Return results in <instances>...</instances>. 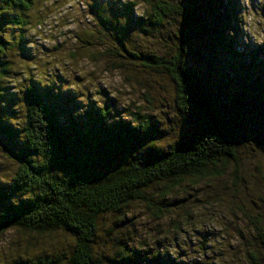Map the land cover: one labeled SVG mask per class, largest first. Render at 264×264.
<instances>
[{
  "label": "trees",
  "instance_id": "obj_1",
  "mask_svg": "<svg viewBox=\"0 0 264 264\" xmlns=\"http://www.w3.org/2000/svg\"><path fill=\"white\" fill-rule=\"evenodd\" d=\"M40 1L0 0V106L18 97L0 115V157L11 165L8 178L0 173V241L15 233L32 246L48 241L50 250L26 246L7 263L62 264L53 245L65 236L73 241L67 264H264V197L261 204L236 198L238 227L210 234L204 221L214 214L199 216L202 240L193 247L187 228L195 218L187 199L198 197L191 194L198 184L231 168L237 189L245 154L264 157V50L245 40L240 0L111 1L109 13L102 11L108 0L92 4L99 29L78 38L80 49L94 62L106 56L115 68L165 78L173 97L163 120L154 108L164 106L159 94L124 108L127 120L109 104L83 112L69 94L66 112L51 109L62 95L42 90L29 65L17 64L32 61L30 31L40 38L46 23L49 8ZM197 39L204 50L194 57ZM16 87L20 94H9ZM107 218L111 227L100 238ZM141 219L146 236L135 227ZM117 232L124 238L116 240ZM149 234L159 236L151 247ZM108 241L112 254L96 257ZM17 248H2L0 262Z\"/></svg>",
  "mask_w": 264,
  "mask_h": 264
},
{
  "label": "rangeland",
  "instance_id": "obj_2",
  "mask_svg": "<svg viewBox=\"0 0 264 264\" xmlns=\"http://www.w3.org/2000/svg\"><path fill=\"white\" fill-rule=\"evenodd\" d=\"M111 1L119 4L127 0H108L109 3L106 5L104 4L106 0H100V4L105 5L102 11L108 12L107 6H111ZM95 2V0H75L74 2H69V0H41L39 7L44 9L49 8L47 13L42 14V18L45 19L46 23L42 29H39L40 38H36L37 33L35 34V31H30V37L35 35V47H27L26 53H28V50L29 52H33L32 61L30 62L31 59L29 57L25 59L26 65H24L20 61L23 58H19V61H17L18 66L26 67L29 65L31 69L28 75L33 78L35 77L33 81L38 80L44 84L45 87L42 90L51 93L56 91L62 95L58 99L61 103L50 102L52 104L50 105L51 109L58 111L59 108H63L66 112L68 109L65 107L70 103L65 101V95L69 94L77 100L75 103L77 105L74 106L79 110L82 109L83 112L91 106L94 109H98L104 108V104H109L108 106L114 111L116 117L126 118L127 120L129 119V115L124 111V108L129 106L142 107L146 104L147 98L156 99L159 94V99H161L164 106L158 104L154 108L157 109V114L163 120L166 110H168L167 108L172 104L173 97V87L165 78L150 77L141 73H129L128 70L115 68L106 56L101 57L96 55L97 60L94 62L92 61V59H95L94 57L88 56V54L83 53V49H80L83 45L78 41V38L86 39L88 35L99 29L96 15L90 12V8ZM240 5L241 14L244 17L245 40L249 43L250 48L263 47L264 50V15L260 10L264 8V4H261L259 0H247V2L246 0H240ZM138 9L135 10L137 17L141 16V10L140 8ZM102 33H104V39L107 41L108 36L105 32ZM94 38H92L93 41ZM88 40L90 41V39ZM203 42L204 40L202 41V39H197L193 42L192 53L194 57L195 55L197 57L201 53L199 52L200 50H204L202 48ZM56 45H59L57 49L55 48ZM92 50L97 52L102 51L100 47L93 48ZM71 53H77L75 54V60L69 58ZM191 61H195L194 58L190 59ZM17 90L19 91V87H16L9 94L18 96L20 92ZM17 98L11 99L9 103L6 101L7 104L0 106V115L7 117L6 110H2V108H14L18 103ZM63 109H59L60 112H63ZM2 147H5L4 144L3 146L0 144V148ZM0 152H2L1 149ZM252 154H245L246 156L242 159L241 173H239L240 181L237 189L232 186L234 176L231 175L232 169L230 168V170L227 169L222 174L220 179L214 181L204 180L200 185L198 184V192H191L192 195H198L195 199H193L194 197L187 199L189 202L186 206L193 213L192 216L195 217L194 219H190V224L187 227L189 228L190 245L192 247L202 240L198 232L203 228L200 225L199 216L204 215L208 218L210 214H214L213 220H205V217L203 218L206 226L210 228L208 232L211 234L214 230H226L232 226L238 227L241 225L240 219L238 217L235 219L232 216L233 214L238 215L234 209L238 200L248 203L254 199L256 203L261 204L258 201V196L264 197V157ZM0 162V173H3L8 178L11 172V165L2 157H0ZM236 198L237 201H235ZM219 199L221 200L219 201ZM212 201L214 203L209 206L208 203L210 204ZM111 220L107 218L101 222L100 238L105 237L104 232L111 227ZM143 221L146 220H139L135 227L139 229L141 236H146L149 233V228L141 224ZM114 237H116V240L124 238L119 232ZM147 237L146 242L150 247L152 246V241L155 242L159 239L157 238L159 236H152L150 234ZM11 240L15 243H10L8 248H6ZM28 240L30 241V239ZM217 240H219L215 242L217 245L224 244L220 239ZM27 242L15 233H8L3 236L0 241V252L2 248L4 250H12L14 248L15 250L17 245L18 248L17 252L14 250L10 252L12 255H10V258L6 257V253L2 254L0 264H8L7 261L9 260L11 262L14 259L19 260L20 257L24 256L23 250H25L26 246L28 253L40 249V246L44 247L46 251L50 250V243L48 241L40 243V246L37 244L32 246ZM54 243V248L61 249V253L64 254H61L63 256L62 264H67L65 257H69L73 246L72 239L65 236L58 237ZM104 244L101 249H95L96 257L103 255L110 256L112 254L109 248L110 242L108 241ZM176 255L174 252L173 256ZM101 261L102 264L105 263L102 258Z\"/></svg>",
  "mask_w": 264,
  "mask_h": 264
},
{
  "label": "clouds",
  "instance_id": "obj_3",
  "mask_svg": "<svg viewBox=\"0 0 264 264\" xmlns=\"http://www.w3.org/2000/svg\"><path fill=\"white\" fill-rule=\"evenodd\" d=\"M246 2H247V0H246ZM259 2H260L261 4H264V0H259Z\"/></svg>",
  "mask_w": 264,
  "mask_h": 264
}]
</instances>
